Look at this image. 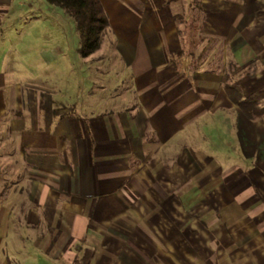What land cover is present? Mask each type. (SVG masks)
I'll use <instances>...</instances> for the list:
<instances>
[{
    "label": "crops",
    "instance_id": "crops-1",
    "mask_svg": "<svg viewBox=\"0 0 264 264\" xmlns=\"http://www.w3.org/2000/svg\"><path fill=\"white\" fill-rule=\"evenodd\" d=\"M99 1L121 64L80 102L12 81L2 38L30 13L24 56H54L74 20L0 0V220L39 264H264V0Z\"/></svg>",
    "mask_w": 264,
    "mask_h": 264
},
{
    "label": "rangeland",
    "instance_id": "rangeland-1",
    "mask_svg": "<svg viewBox=\"0 0 264 264\" xmlns=\"http://www.w3.org/2000/svg\"><path fill=\"white\" fill-rule=\"evenodd\" d=\"M33 13L35 14V12ZM28 14L30 13L12 15L9 19L18 20L14 22L10 21V25L7 26V29L4 30L2 35L4 41L6 40V43L9 42L8 46L10 49V54L7 57V68L9 70L6 73L8 76H10L12 81H17L21 85L27 84L31 86L29 87L30 89H33L39 84L53 83L61 91L68 90L71 98L81 102L87 94V86L83 84L84 81H88L89 76L91 79L96 80V77L99 76V72H97L96 69H98L101 64H106V66L121 64L120 59L116 57L115 54H112L113 48L111 47L112 45L110 36L106 32V29L104 30V34L102 35V40H100V48L88 57L86 56L83 62L82 56L80 55L81 53L79 52V36L75 31V23L71 33L73 37H71L69 26V28H67V34H69V38L66 37V35L64 34L65 30L63 29L62 34L60 31V33H56V36L53 35L52 38L57 37L56 41L53 39L52 41H50L49 38L47 39V41H45L46 44L50 42L56 44V42L58 41V44L56 45V47H58V54L54 56H47L44 54L37 56L35 53L32 56H24L25 53L23 51H25V49L26 51H28L26 47L34 43L33 40H28V38L26 40L24 34H27L26 32L31 33L34 30L37 31V28L40 32L42 31V29H44L43 25L41 26L39 24L36 25L37 27L35 28V25H33L35 23L34 20L31 21V25H25V23L21 21V19H30L28 17ZM46 18L47 17H41L36 19ZM45 27L46 31L50 32L48 30L50 26H48L47 24ZM53 29L52 31L54 33ZM61 49L65 50L64 55L62 54V52H60ZM17 51H20V53L16 55ZM36 51L38 52V50ZM2 121H0V136H2L3 133ZM7 170L10 171L9 168L3 167L0 164V175H2L3 171ZM6 187L7 190L12 191L10 193V198L8 199V201H6V205H8L9 207L14 206L17 210L16 213L22 214V212H24L22 208L25 209L26 207L25 204L21 206L19 205L18 198L20 194H18L17 190V188H19V185L11 186V184L9 183L8 185H6ZM2 201V196L0 195V204H3L1 203ZM2 216L0 215V217ZM5 219L7 218L5 217L3 220ZM15 220L16 217L11 218L10 220L7 219L6 221H8V226H6L7 222L2 221V218L0 220L1 223L3 222L2 225L0 223V229L4 228V231H0V264H4L5 256L9 257L12 264H18L19 260L26 262L25 264H39V262L36 261L35 258L37 257L36 254H41L42 252L37 249V246L36 244L34 245L33 240H29L27 241V243H21L22 239L17 238L15 231L13 230L15 226ZM19 239H21V241ZM27 258H29L28 261Z\"/></svg>",
    "mask_w": 264,
    "mask_h": 264
},
{
    "label": "trees",
    "instance_id": "trees-1",
    "mask_svg": "<svg viewBox=\"0 0 264 264\" xmlns=\"http://www.w3.org/2000/svg\"><path fill=\"white\" fill-rule=\"evenodd\" d=\"M48 3L60 7L69 17L75 22V31L79 36V52L82 57L93 54L100 48V40L104 30L109 26V19L107 18L106 12L101 6L99 0H47ZM237 88L235 85L230 88ZM254 97H247L245 101L237 100L241 106L247 108L246 103L248 102L251 106L252 101H258L257 95ZM85 261H78L75 264H86Z\"/></svg>",
    "mask_w": 264,
    "mask_h": 264
}]
</instances>
